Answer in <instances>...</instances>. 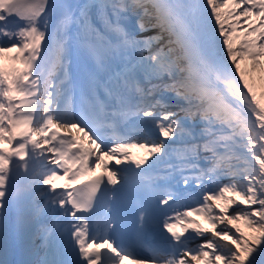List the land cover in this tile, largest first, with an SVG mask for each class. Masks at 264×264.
Masks as SVG:
<instances>
[{"label": "snow or ice", "instance_id": "1", "mask_svg": "<svg viewBox=\"0 0 264 264\" xmlns=\"http://www.w3.org/2000/svg\"><path fill=\"white\" fill-rule=\"evenodd\" d=\"M129 211L132 264H264V0H0V264H124Z\"/></svg>", "mask_w": 264, "mask_h": 264}, {"label": "rangeland", "instance_id": "2", "mask_svg": "<svg viewBox=\"0 0 264 264\" xmlns=\"http://www.w3.org/2000/svg\"><path fill=\"white\" fill-rule=\"evenodd\" d=\"M140 134L144 135V136H150V137H154L153 135L149 134V133H143V132H139Z\"/></svg>", "mask_w": 264, "mask_h": 264}, {"label": "bare ground", "instance_id": "3", "mask_svg": "<svg viewBox=\"0 0 264 264\" xmlns=\"http://www.w3.org/2000/svg\"><path fill=\"white\" fill-rule=\"evenodd\" d=\"M141 139L145 140L144 138H141ZM134 155H139V154L134 153ZM108 164H110V163H108ZM22 170H23V169H21V173H22Z\"/></svg>", "mask_w": 264, "mask_h": 264}]
</instances>
